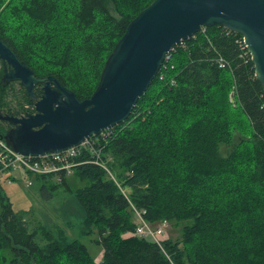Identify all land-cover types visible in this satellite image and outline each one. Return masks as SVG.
<instances>
[{
	"label": "trees",
	"instance_id": "1",
	"mask_svg": "<svg viewBox=\"0 0 264 264\" xmlns=\"http://www.w3.org/2000/svg\"><path fill=\"white\" fill-rule=\"evenodd\" d=\"M151 1L0 0V38L37 76L52 74L83 99L128 21ZM236 36L215 24L174 46L129 117L95 135L108 170L86 147L74 158L80 236H92L100 260L73 230L31 227L0 179V264H264V91ZM2 65L0 112L33 111L20 81L1 80ZM8 127L0 120V135ZM67 176L34 175L46 192L72 190ZM131 203L148 222L179 227L177 236L160 247L127 233L135 230Z\"/></svg>",
	"mask_w": 264,
	"mask_h": 264
},
{
	"label": "water",
	"instance_id": "2",
	"mask_svg": "<svg viewBox=\"0 0 264 264\" xmlns=\"http://www.w3.org/2000/svg\"><path fill=\"white\" fill-rule=\"evenodd\" d=\"M128 22L83 99L54 75L37 76L0 38L1 80L20 81L33 105L20 115L0 112L9 124L0 137L17 152L41 155L123 122L174 46L202 26L218 24L242 35L264 91V0H152Z\"/></svg>",
	"mask_w": 264,
	"mask_h": 264
},
{
	"label": "rangeland",
	"instance_id": "3",
	"mask_svg": "<svg viewBox=\"0 0 264 264\" xmlns=\"http://www.w3.org/2000/svg\"><path fill=\"white\" fill-rule=\"evenodd\" d=\"M66 181L72 190L65 184H60L54 189H49L48 192L43 191L41 189V179L34 176H31L30 183L17 178L10 182L3 181L1 185L15 210L28 211V224L31 227L37 224H43L51 228L61 226L65 228L68 234H72L73 230L75 233L74 237L80 238L98 260V254L101 253V250L97 251L99 248L90 239L92 236H80V226L84 217V211L74 196V191L83 182L73 173L67 176ZM51 183L52 181L48 180L46 182L47 187L51 186ZM49 192L51 193L50 195ZM178 230L179 227L169 222L167 230H165L166 236H177Z\"/></svg>",
	"mask_w": 264,
	"mask_h": 264
},
{
	"label": "built area",
	"instance_id": "4",
	"mask_svg": "<svg viewBox=\"0 0 264 264\" xmlns=\"http://www.w3.org/2000/svg\"><path fill=\"white\" fill-rule=\"evenodd\" d=\"M204 30L205 26H202L200 31ZM234 41L240 48L241 56L249 57L250 54L246 49L242 35L236 36ZM169 57L170 54H168V58ZM219 57L220 56L217 57L219 66L223 67L225 65V60ZM165 61H167V59H165L163 63ZM101 134L104 135L105 132L102 131ZM95 135L94 137L85 138L84 141L77 146H71L66 148V150L63 149L61 151L48 152L41 155H26L17 152L4 138L0 137V179L10 182L19 178L30 183L31 176L41 173L64 172L67 176L72 173L73 166L77 164L74 158L76 155H79L83 147L90 150V153L94 156L92 160L94 163L106 168L105 161L102 160L99 155V150L95 148ZM106 169L108 170V168ZM130 207L132 208L133 220L135 221V230L127 233L147 236L162 247L163 240L167 237L165 230H167L169 221L163 219L155 224L150 223L144 217L146 212L144 208L133 207L132 203Z\"/></svg>",
	"mask_w": 264,
	"mask_h": 264
},
{
	"label": "crops",
	"instance_id": "5",
	"mask_svg": "<svg viewBox=\"0 0 264 264\" xmlns=\"http://www.w3.org/2000/svg\"><path fill=\"white\" fill-rule=\"evenodd\" d=\"M101 256H102V252L100 253V254H98V260H100L101 259Z\"/></svg>",
	"mask_w": 264,
	"mask_h": 264
},
{
	"label": "flooded vegetation",
	"instance_id": "6",
	"mask_svg": "<svg viewBox=\"0 0 264 264\" xmlns=\"http://www.w3.org/2000/svg\"><path fill=\"white\" fill-rule=\"evenodd\" d=\"M38 87H39V90H40V85H38ZM39 90H38V91H39ZM39 92H40V91H39Z\"/></svg>",
	"mask_w": 264,
	"mask_h": 264
},
{
	"label": "clouds",
	"instance_id": "7",
	"mask_svg": "<svg viewBox=\"0 0 264 264\" xmlns=\"http://www.w3.org/2000/svg\"><path fill=\"white\" fill-rule=\"evenodd\" d=\"M32 105V104H31Z\"/></svg>",
	"mask_w": 264,
	"mask_h": 264
}]
</instances>
